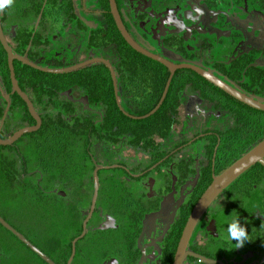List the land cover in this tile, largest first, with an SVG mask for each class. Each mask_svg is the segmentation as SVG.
<instances>
[{"label":"flooded vegetation","instance_id":"flooded-vegetation-1","mask_svg":"<svg viewBox=\"0 0 264 264\" xmlns=\"http://www.w3.org/2000/svg\"><path fill=\"white\" fill-rule=\"evenodd\" d=\"M113 3L123 29L141 50L175 67L189 66L210 72L231 91L264 105V0H113ZM0 24L12 54L34 65L35 61L53 62L58 55L54 45L58 47L60 42L67 43L63 48L67 54L85 55L81 63L92 61L68 71L80 73L72 77L76 83L63 91L66 96L59 101L45 94L46 82L40 92L33 87V80L24 86L25 78L19 76L21 87L18 82L17 85L30 100L41 123L45 106L46 114L50 115L52 106L60 107L59 104L64 107L58 112L68 121L80 122L81 114L94 124L108 120L99 91L109 80L115 105L124 117L140 122L161 121L152 117L164 106L161 114L166 119L162 121L173 123L161 134L115 133L109 129L102 136L95 134L89 147L76 149L74 172L80 177V185L88 183L92 190L86 209L79 206L81 203H66V199L56 203L59 218L66 212L74 218L61 224L58 240L63 237L62 231L75 224L74 234L66 242L56 244L45 239L46 229L42 230L41 240L39 237L34 240L33 233L23 235L12 228L42 254L41 246L45 244V256L54 264L68 263L75 239L70 264H176L185 226L203 192L214 177L234 163L244 147L264 138V111L236 99L192 69L177 68L161 105L150 114L161 100L170 71L127 44L116 26L109 0H14L10 8L0 11ZM81 35H85L84 43L75 50L68 43L72 37ZM121 41L131 52L119 47ZM109 49L114 51V60ZM98 59L108 62L113 69L116 96L110 71ZM17 63L32 69L18 61L13 62V69ZM96 65L101 67L86 68ZM14 75L17 81L15 69ZM162 77H166L164 84ZM52 86L48 85V90ZM2 94L9 99L8 117L11 111L23 108L18 107L15 99L16 96L21 100L12 89L7 54L0 43V109L4 112L7 102ZM148 107L153 108L146 112ZM206 109L213 118L226 114L232 125L183 136L182 124L205 117ZM5 134L3 123L0 138H9ZM18 141L9 146L13 147L12 153L22 151ZM197 143L200 144L194 147ZM99 147L101 153H94ZM107 159L117 162L114 164L119 177L100 175ZM258 165L264 168L260 164L250 167L208 205L183 247L179 264H264V179H261L264 177L252 170ZM95 166L100 168L98 194L83 228L92 203ZM65 175L61 180H66ZM126 181H132L129 187ZM46 216L50 221L51 213ZM236 217L247 228L251 240L239 249L234 248L235 241L230 243L226 239L228 221ZM0 218L7 223L1 210ZM3 229L0 224V233L8 235L16 245L27 247ZM1 249L2 244L0 263Z\"/></svg>","mask_w":264,"mask_h":264},{"label":"trees","instance_id":"trees-1","mask_svg":"<svg viewBox=\"0 0 264 264\" xmlns=\"http://www.w3.org/2000/svg\"><path fill=\"white\" fill-rule=\"evenodd\" d=\"M118 44H120L119 47L121 49L123 47L125 51L131 52L124 45H122V41L118 42ZM94 67L96 68L101 66H88L86 68ZM14 69L17 82L20 87L21 82L19 76L25 78L23 79V84H26L24 86H28L30 81L33 80V87L36 91L40 92H42L43 83L46 82L45 94L53 96L57 101H59L63 96H66L67 92L63 91L76 83V81L72 80V77H75L80 73L79 71H73L63 74L49 75L21 66L18 63L14 65ZM165 79L166 77H162V84L165 83ZM52 80L54 81L53 83H51ZM48 85H54L49 87L51 92H47L49 91ZM82 85L86 86L85 81H82ZM53 87H55L56 92L53 91ZM99 96L104 102H102L103 105L106 106L103 108L106 111L108 120H103L99 124H94L89 119L85 120V115L81 114L82 116L80 119L82 120L80 122L78 120L68 121L61 113H59L64 107L61 104H59L60 107L53 105L50 109V115L46 114L48 109L45 106V117L42 118L40 128L36 132L24 135L19 140L22 142V145L21 147L18 146V148L22 151H19L15 154V152H11L13 147L0 146V197L5 200H13L15 199L14 197H16L15 193H17L19 199H28V201L32 203L31 214H33V217L35 218L33 221L36 224L43 226L42 228L36 227L34 231L29 233L30 235L33 233L34 240H37L38 237L39 240H41L42 232H40V230L45 228V219L47 218V213L45 214V205H48V208L51 205L53 210L58 211L56 200L52 203H45V194L50 195V199H53L54 195H52L53 193L51 190L55 189L51 188L48 193H45V191L41 189V182L43 178H41L39 173L42 175L46 174L48 179L52 178V180H55L56 182L62 179L64 173H66L65 178H67L68 172L73 173L76 166V149L80 148L81 146L89 147L91 145V139L94 138L95 134H100L102 136V134H104L109 129H113V132L115 133L130 131V133L132 132L135 134H139L141 132H153L161 134L166 132L173 124L171 122H163L166 119V116L161 114L164 106L152 117V119L156 118L155 120L161 121L151 122L150 120V122H140L129 120L124 117V115L118 111L115 105L113 92L110 86V80L108 85L99 91ZM15 99L18 101V107H23L20 109L22 113L20 124H23L24 126L34 125V121L29 116L25 105L18 97L15 96ZM152 108L153 107H148L145 110L146 112H149L152 110ZM2 113L3 109H0V122ZM3 123L4 128H6L5 135L6 137H10L13 134V131L11 130L12 121L10 116L8 117L7 115ZM2 135L3 133L1 136ZM101 136H99V138ZM262 140H256L252 145L244 147L241 154L238 157H235L234 162L257 144H259ZM81 142L83 144H80ZM29 158L34 160V163L38 167V172L34 171L31 174L28 172V165L30 163ZM252 170L259 171L263 174L262 177H264V168L260 167L259 165L252 168ZM33 217L31 216V218ZM40 217H42V219ZM38 228L39 233L36 231ZM3 230L7 234L9 233L6 231V229ZM52 239L53 240L51 241L54 242L58 240L57 237ZM38 243L41 244V241ZM16 249L17 250H14L16 252L13 251L14 253L10 251H7L6 253L2 247L3 252L0 264H35L34 260H37L40 264H46L44 261L38 260V257L30 249L20 245V243H17ZM41 250L44 254H46L45 244H42Z\"/></svg>","mask_w":264,"mask_h":264},{"label":"rangeland","instance_id":"rangeland-1","mask_svg":"<svg viewBox=\"0 0 264 264\" xmlns=\"http://www.w3.org/2000/svg\"><path fill=\"white\" fill-rule=\"evenodd\" d=\"M84 39H85V35H81L77 37L75 36L70 39L68 44L71 45L73 49H75L79 46L80 43L82 42L84 43ZM65 44L67 43L62 44V42H60L58 47H57L58 44L54 45L56 46L55 52L58 55L53 62L47 64L46 60H45V63H43L42 61H35L36 66L41 67V68H47V69H60V68L74 66V65H77L78 63L83 62V60L85 59V55L80 54L78 52L67 54L66 53L67 51L63 50ZM109 51H111L110 54L112 55V58L114 60V57H115V54L113 53L114 51L112 49H109ZM205 111H206L205 117H197L195 120L191 119L190 123H189V120H187L182 124L183 126L181 129V133L183 136L190 137L191 134H194L200 130L225 129V128H229L232 125L231 119L226 114L222 113V115L224 116H221V118H213L211 116L209 109H206ZM10 119L12 121L11 130L13 131V133L26 127L23 124H20V119H21L20 110L11 111ZM199 144L197 143V144H194L193 146L197 147ZM17 145L21 147L22 142L19 141ZM101 150L102 149L99 147L98 152L96 151L94 153L100 154ZM29 159H30V163L28 165V172L30 174L34 171L38 172L37 171L38 167L34 163V160H32L31 158ZM105 162L106 164L103 167L104 170L101 171L100 175L108 176L109 174H113L119 177L120 172L118 169L115 168L117 167V165H115L117 162L114 160H108ZM87 164H88L87 170H89V168L91 169V162L88 161ZM74 173L77 176L76 180H75ZM39 175H41V178H43L41 182V189H43L45 193H48V191L51 188L55 189V190H51V192L53 193L52 195H54L53 199H50L51 198L50 195L45 194V203H48V202L52 203L55 200L56 202H59L60 199H66L64 200L66 203L74 202L76 203V205H78V203H81V204L83 203V205L80 204L79 206H81L83 209L87 208L86 202L90 199L89 197H90L92 187L88 183L84 185H80V182L78 181L80 177H78V173H76V171L75 172L73 171V173L68 172L67 178L65 181L60 180L57 182L55 180H52V178L48 179V176H46V174L42 175L41 173H39ZM131 182L126 181L125 185L126 186L128 185L127 187H129ZM15 196H16L14 197L15 199L12 200L11 202L10 200H5V199L2 200V198L0 197V210L4 212L5 218L7 219V223L11 227L20 231L23 235H28L27 233L32 232L36 227L42 228L43 227L42 225L36 224L33 221L35 218L33 217V214H31L32 213V208H31L32 203L29 202L28 199H22V198L19 199V196H17V193H15ZM47 212L51 213V220L48 221L47 219H45V226H44L45 227L44 230L46 229V231H44L46 234L45 239L48 238L50 240H53L52 238L54 237H57L58 239L60 236V227H61L62 222L66 220L67 221L66 223H68L70 221H74V218L71 217L72 215H70V212H66L61 218H59V216H57L58 211L53 210L51 208V205H50V209L48 208V205H45V214ZM31 216L33 218H31ZM49 216L50 215L48 214V217ZM40 218L42 219V217ZM77 219L78 218H76V220ZM38 220H39V217H38ZM42 230L43 229H41L40 232H42ZM74 231H75V224L74 226L73 225L70 226L69 230L65 229L64 231H62V234H63L62 239L55 241V243L58 244L59 242L61 243L66 242L74 234ZM0 241H1L0 244H2V247L6 251V253L7 251L13 252L14 250H17L16 243H14L9 238L8 235L4 233H0ZM34 262L35 264H40L38 263L37 260H34Z\"/></svg>","mask_w":264,"mask_h":264},{"label":"water","instance_id":"water-1","mask_svg":"<svg viewBox=\"0 0 264 264\" xmlns=\"http://www.w3.org/2000/svg\"><path fill=\"white\" fill-rule=\"evenodd\" d=\"M110 2V6H111V11H112V15L113 18L115 20L116 26L118 28V30L120 31L121 35L123 36V38L125 39V41L127 42V44L136 52L149 57L159 63H161L162 65H164L167 69H169L170 71V76L167 80L166 83V87L165 90L163 92V95L161 97V100L159 101L158 105L156 106V108L150 113L153 114L161 105L165 94L167 92L171 77L174 73V71L177 68H189L194 70L195 72H197L202 78H204L205 80H207L208 82H210L211 84H213L214 86L218 87L221 90H224L228 93H231L236 99L244 102L245 104L254 107L256 109H259L261 111H264V105H260L257 104L255 102L250 101L249 99L245 98L244 96H241L238 93H235L233 91H231L225 84H223L221 81H219L217 78H215L210 72H205L202 71L200 69H196L194 67H189V66H179V67H175L171 64H169L168 62H166L165 60H162L160 58H157L149 53H147L144 50H141L137 45H135L133 43V41L129 38V36L127 35V33L125 32V30L122 27V24L120 22V19L118 17V14L116 12V9L114 7V3L113 0H109ZM0 43L4 49V51L7 54V64H8V70H9V77H10V82H11V86L13 91L21 98V100L25 103L26 108L28 110V113L30 114V116L32 117V119L34 120L35 124L32 126H27L24 127L16 132H14L9 138L6 139H1L0 138V146L1 147H9L12 146L16 141H18L21 137H23L26 134H30L33 132H36L40 126H41V119L39 118V116L37 115V113L35 112L30 100L27 98V96L20 90V88L17 85V81L15 79V75H14V69H13V62L14 61H18L23 65H26L32 69L38 70L40 72L43 73H47V74H60V73H65L68 71H72L75 70L79 67L85 66L88 63H91L92 61H88V62H84L81 64H78L76 66H72V67H67V68H60V69H47V68H41L38 67L32 63H30L29 61H27L25 58L23 57H18L12 54L9 46L7 45L3 34H2V30H1V24H0ZM97 61L102 62L103 64L106 65V67L109 69L112 80H113V85H114V93L116 96V84H115V77L113 74V69L111 67V65L102 60V59H98ZM3 98L6 100L7 102V107L3 112V116L1 118V122H0V128L4 122V119L7 115L8 112V108H9V99L7 95L2 94ZM264 103V102H263ZM255 164H260L261 166L264 167V139L257 144L255 147H253L251 150H249L247 153H245L243 156H241L239 159H237L234 163H232L228 168H226L221 174H219L218 176L214 177L212 182L210 183V185L206 188V190L203 192V194L201 195L200 199L198 200V202L196 203L192 214L190 215L187 224L185 226L183 235L181 237L180 240V244H179V249L177 252V257H176V264H179V260L182 256L183 253V247L187 242L188 237L190 236L197 220L199 219V217L201 216V214L205 211V209L208 207V205L213 201V199H215L227 186H229L235 179H237L241 174H243L245 171H247L250 167L254 166ZM98 170H100L99 167L95 166V169L93 171V194H92V203H91V207H90V213L87 217V219L85 220L84 224H83V228H85V224L86 221L88 220V218L90 217L92 211H93V207H94V203H95V199L97 198V194H98V177H97V172ZM0 224L3 226V228H5L6 230L10 231L13 235L17 236V238L23 242L28 249H30L32 252H34L37 256H39L42 261H44L47 264H54L48 257L45 256V254H42L37 248H35L30 242H28L27 240H25L19 233H17L16 230H14L9 224H7L2 218H0ZM84 235V232L81 236ZM77 239L72 241V252H71V256L68 260L67 264H70V262L72 261V258L74 256V245Z\"/></svg>","mask_w":264,"mask_h":264},{"label":"clouds","instance_id":"clouds-1","mask_svg":"<svg viewBox=\"0 0 264 264\" xmlns=\"http://www.w3.org/2000/svg\"><path fill=\"white\" fill-rule=\"evenodd\" d=\"M14 4V0H0V11L10 8ZM226 239L228 242L235 241V249L242 248L246 242H251L248 230L242 226L239 217L230 219L226 229Z\"/></svg>","mask_w":264,"mask_h":264}]
</instances>
